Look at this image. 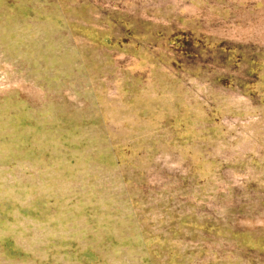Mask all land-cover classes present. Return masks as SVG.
<instances>
[{
  "label": "rangeland",
  "instance_id": "1",
  "mask_svg": "<svg viewBox=\"0 0 264 264\" xmlns=\"http://www.w3.org/2000/svg\"><path fill=\"white\" fill-rule=\"evenodd\" d=\"M0 264H264V0H0Z\"/></svg>",
  "mask_w": 264,
  "mask_h": 264
}]
</instances>
